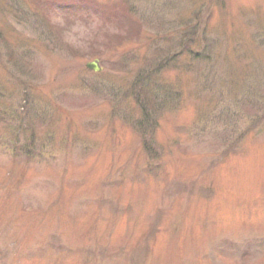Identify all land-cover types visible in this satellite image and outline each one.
Wrapping results in <instances>:
<instances>
[{
    "label": "rangeland",
    "instance_id": "1",
    "mask_svg": "<svg viewBox=\"0 0 264 264\" xmlns=\"http://www.w3.org/2000/svg\"><path fill=\"white\" fill-rule=\"evenodd\" d=\"M0 264H264V0H0Z\"/></svg>",
    "mask_w": 264,
    "mask_h": 264
},
{
    "label": "trees",
    "instance_id": "2",
    "mask_svg": "<svg viewBox=\"0 0 264 264\" xmlns=\"http://www.w3.org/2000/svg\"><path fill=\"white\" fill-rule=\"evenodd\" d=\"M140 90H141V93L137 94L135 99H136L137 103L141 106L145 121L147 119H149V118L151 120L152 113L150 111L154 110V109H152L154 107V105L149 104L148 107H144L143 103H149L148 102L149 98L147 97V95H146L145 91L143 90V88H141ZM162 110H163V108H162ZM145 121L143 119H141V122H145ZM137 130H139L141 132V134H143V138H144V142L143 143H144L145 150L149 154H152L154 152V150L151 148V146H149L150 144L148 145V142L150 141V139H146L147 137H146L144 131L142 130L141 126L138 125Z\"/></svg>",
    "mask_w": 264,
    "mask_h": 264
},
{
    "label": "water",
    "instance_id": "3",
    "mask_svg": "<svg viewBox=\"0 0 264 264\" xmlns=\"http://www.w3.org/2000/svg\"><path fill=\"white\" fill-rule=\"evenodd\" d=\"M87 68L93 72H100L102 70L98 60L88 63Z\"/></svg>",
    "mask_w": 264,
    "mask_h": 264
}]
</instances>
